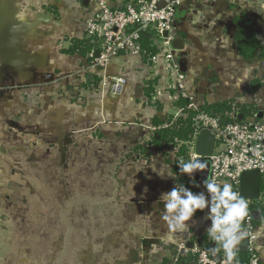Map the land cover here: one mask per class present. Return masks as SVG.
<instances>
[{
  "label": "crops",
  "instance_id": "1",
  "mask_svg": "<svg viewBox=\"0 0 264 264\" xmlns=\"http://www.w3.org/2000/svg\"><path fill=\"white\" fill-rule=\"evenodd\" d=\"M86 8L77 0H0V264H192L194 244L222 258L213 243L204 247L208 208L184 230L164 219L160 196L177 187L176 150L159 152L151 138L190 104L199 110L230 102L237 115L240 105L262 111L264 88L251 92L250 84L264 75V58L244 62L226 25L244 12L264 41V0L185 1L177 10L174 42L181 48L172 44V51L192 102L182 98L175 72L162 60L164 72H157L143 56L108 67L127 82L121 94L102 88L89 69L100 44L79 22ZM40 14L50 22L39 23ZM84 39L91 44L86 55L69 52ZM197 138L187 144V162L196 150L220 149L215 138ZM261 175L251 211L261 213L254 222L264 264ZM193 177L196 192L210 199Z\"/></svg>",
  "mask_w": 264,
  "mask_h": 264
},
{
  "label": "built area",
  "instance_id": "2",
  "mask_svg": "<svg viewBox=\"0 0 264 264\" xmlns=\"http://www.w3.org/2000/svg\"><path fill=\"white\" fill-rule=\"evenodd\" d=\"M84 1L87 2L88 8L80 11L79 22L83 25L85 33L100 44L98 57H94V53L89 55L92 60L89 69L98 75L102 88L113 94L122 93L127 82L109 74L108 67L114 58H123L126 61L136 58L139 61L142 58L139 41L143 35H147L157 50L156 55L150 59L155 70L164 72L158 64L162 60L163 64H166L165 71L171 70L177 74V88L181 91L182 98L192 102L182 90L181 81L184 77L172 51V44L177 35L176 12L185 1L216 3L218 0H77V3ZM84 67L88 68V65L85 63ZM189 108L197 113L194 118V138L198 137L201 131L208 130L220 146V149L208 158L209 180L220 183L221 186L224 183L230 184L232 190L239 194L242 173L257 170L264 174V108L260 113L254 112L250 118L241 122L233 121L224 125L219 119L199 113L194 104H190ZM237 116L233 112L231 119L237 120ZM168 126L169 124L165 123L156 129H165ZM193 158H199L196 152L190 153L189 161ZM204 190L206 191L205 187ZM246 202L248 215L243 221L242 231L247 238L249 258L246 263L233 264H260L257 250L258 229L251 211L254 202ZM191 252L196 258L192 264H226V258L211 257L199 244H194ZM169 264L181 262L176 258Z\"/></svg>",
  "mask_w": 264,
  "mask_h": 264
},
{
  "label": "trees",
  "instance_id": "3",
  "mask_svg": "<svg viewBox=\"0 0 264 264\" xmlns=\"http://www.w3.org/2000/svg\"><path fill=\"white\" fill-rule=\"evenodd\" d=\"M232 35L231 39L234 43V48L237 51L238 56L244 61L251 63L256 59L264 58V41L255 29L254 22L242 12L236 16L232 21ZM149 38L147 35H143L140 42L141 54L144 59L150 60L156 54V50L149 46ZM91 50V44L89 40L84 39L80 42H75L70 48L71 53H79L86 55ZM258 88H264V75L260 79H254L250 84V91L253 92ZM186 102H180V106L185 107ZM246 105L237 106L244 118H250L255 112L252 108H247ZM232 104L230 102H219L216 104H204L198 112L211 118L219 119L221 124H228L233 121ZM197 113L192 110H184L181 116L175 120L173 117L168 116L165 121L169 122V126L165 129H159L156 131L158 138L152 136L151 140L154 147L160 152L164 149L176 150V159L174 162V174L177 179V187L183 184L186 188H189L194 194H196L197 184L195 180L188 179L186 174L179 171V165L181 162L187 163V144L190 143L195 131L194 118ZM239 122V121H238ZM160 122H157L159 125ZM256 225V223L254 222ZM244 227L242 222L241 230ZM204 247L209 250V245L214 244V249H219L216 254L225 258V254L220 245L214 242L208 235L204 238ZM249 254L236 250V256L233 263H246L248 261Z\"/></svg>",
  "mask_w": 264,
  "mask_h": 264
},
{
  "label": "clouds",
  "instance_id": "4",
  "mask_svg": "<svg viewBox=\"0 0 264 264\" xmlns=\"http://www.w3.org/2000/svg\"><path fill=\"white\" fill-rule=\"evenodd\" d=\"M205 165L193 158L187 163L181 162L179 171L187 174L194 181L193 173L203 170ZM210 199L203 192L194 194L183 184L173 187L171 191L160 196L164 202V219L174 230H184L186 221L191 220L197 210L208 208V219L211 221L207 228L208 236L223 249L226 264H233L236 256V246L245 233L241 230L242 222L248 215L247 202L235 191L230 184L220 183L206 178L203 181ZM213 252L219 249H212Z\"/></svg>",
  "mask_w": 264,
  "mask_h": 264
},
{
  "label": "water",
  "instance_id": "5",
  "mask_svg": "<svg viewBox=\"0 0 264 264\" xmlns=\"http://www.w3.org/2000/svg\"><path fill=\"white\" fill-rule=\"evenodd\" d=\"M51 20V16L47 14H40L38 16V22L47 24ZM232 29V24L228 23L226 25V31L229 34ZM174 48L180 49L181 48V42L179 40L175 41L173 43ZM64 47H68V43L66 42L64 44ZM98 57V54L96 55ZM122 62L121 58H114L112 60V64H120ZM244 120L243 114H239L237 117V121L241 122ZM207 138L214 141V136L211 135L207 130H203L200 132L197 138V143L202 142V138ZM196 154L199 156L200 159H205L207 162L201 161L205 168L203 170H198L195 172V179L200 184H203V181L208 178L209 172H210V166H209V156L213 154V151L205 150V149H199L196 150ZM262 180L263 176L261 173L257 170L255 171H248L244 172L240 176L239 181V195L246 201H257L260 199L261 191H262ZM261 213L256 211L252 212V218L253 221L258 222L260 220ZM242 252H247V238H245V244L241 248Z\"/></svg>",
  "mask_w": 264,
  "mask_h": 264
},
{
  "label": "rangeland",
  "instance_id": "6",
  "mask_svg": "<svg viewBox=\"0 0 264 264\" xmlns=\"http://www.w3.org/2000/svg\"><path fill=\"white\" fill-rule=\"evenodd\" d=\"M56 77L58 78V75H57ZM57 78H56V79H57ZM55 83H56V81H55ZM172 151H173V150H172ZM175 152H176V151H175Z\"/></svg>",
  "mask_w": 264,
  "mask_h": 264
}]
</instances>
